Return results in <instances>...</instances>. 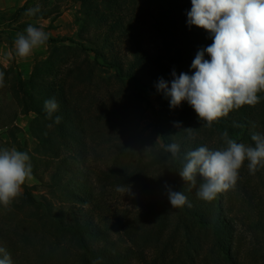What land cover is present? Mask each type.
I'll list each match as a JSON object with an SVG mask.
<instances>
[{
  "label": "trees",
  "instance_id": "16d2710c",
  "mask_svg": "<svg viewBox=\"0 0 264 264\" xmlns=\"http://www.w3.org/2000/svg\"><path fill=\"white\" fill-rule=\"evenodd\" d=\"M69 1L80 4L82 42L78 45L87 55L92 53L93 60L84 57L78 63L73 62L61 78L53 80L57 78L54 76L59 64L66 61L64 46L58 45L77 42L68 37L49 38L46 45L51 46L50 54L45 60L35 63L28 80H22L18 74L8 80V90L19 111L23 115L32 113L34 122L44 123L36 126L35 135L38 140L35 151L41 152L45 157L42 160L43 170H39L36 162L41 159L35 158L11 134L13 145L18 147V151L29 155L32 176L44 183L55 199H60L58 198L57 204L46 196L37 200L25 189L18 202L13 203L14 207L25 212L26 220H30V224L42 236L53 238L56 244L59 240L70 244L77 264H132L135 260L144 264H157L156 261L160 260L162 264H192L195 255L204 248H208L209 254L222 264H239L235 217H238L240 225H244L247 230H254L258 239L264 236V209H260L255 215H252L249 208L245 210L243 207L247 203L242 198L246 193L233 210L228 208L231 204L227 205L226 192L218 194L210 202L201 199L197 195V188L202 178L197 175L196 188L184 182L177 172L181 167L180 163L174 161L161 145L156 144L152 148L149 159L139 157L132 160L125 156L124 160L121 158L120 166L112 164L109 167L102 181H107L113 187L141 181L147 185L149 201L140 215V222L148 227L140 233L128 232L126 240L130 245L122 246L114 238L117 229L107 217L106 203L102 200L101 193L96 192L92 182L79 168L87 162L88 154L83 142L81 111L69 96L70 90L73 86H89L98 68L112 71L121 83L141 87L147 85L146 80L155 83L159 78L169 82L170 87L173 70L177 76L181 72L191 75L195 71L191 68V63L196 52L212 43L208 31L187 23L191 0ZM28 3V0L25 1L14 11L13 16L24 15L28 11ZM152 4L157 9L155 20L162 38L157 54L145 46L126 15L130 6L135 12V9L142 11ZM59 14V7L54 5L30 17L36 21H54ZM123 46L128 49L127 55L120 50ZM205 58H209L207 53ZM0 71L5 73V79L11 74L10 70L1 66ZM69 80L73 84H68ZM259 95L261 100L255 107L245 105L234 109L209 128L205 126V121L197 118L186 101L176 108L178 115L173 118L175 108L169 107L170 98L161 91L160 97L167 110L154 112L155 130L160 136L161 144L177 143L182 154L199 146H207L210 138L215 139L223 149L226 144L221 134L225 130L230 139L254 147L252 134H264V92ZM50 98H55L59 104V110L53 113L52 119L44 109V101ZM57 115L61 117L59 123L54 120ZM12 121L0 111V129L8 127ZM174 122H180L181 127H175ZM45 125L51 130L44 128ZM33 131L35 133L34 128ZM248 164L245 160L239 176L246 172L250 179L256 180V186L264 191V166H259L255 174H251ZM45 175L47 180H44ZM146 176H150L149 180L145 179ZM239 181L238 179V186L246 187ZM165 184L182 192L191 207H172ZM24 222L25 220L21 225ZM17 231L18 239L15 240L12 235L14 232L5 228L0 220V247L7 250L12 264H51L52 255L34 254L28 248L26 236ZM146 249L152 250L156 256L147 260L144 256ZM251 256L253 259L254 255ZM0 258H3V254H0Z\"/></svg>",
  "mask_w": 264,
  "mask_h": 264
},
{
  "label": "rangeland",
  "instance_id": "374dc122",
  "mask_svg": "<svg viewBox=\"0 0 264 264\" xmlns=\"http://www.w3.org/2000/svg\"><path fill=\"white\" fill-rule=\"evenodd\" d=\"M28 2V9L39 6L40 10H43L57 5L60 14L54 21L50 19L36 21L32 20L27 12L22 16H13L16 8L0 16V23H2L0 28V56L8 60L9 64L5 69L11 72L9 76H6L5 86L0 87V111L3 116L13 120L8 127L0 129V148L15 147L18 150V147L14 146L12 142L11 134H13L21 146H25L35 158L41 159V161L36 162L39 170L42 171L44 167L42 160L45 157L41 152L35 151L38 146L35 135L37 134L36 126L38 124L44 125V123L41 121L34 122V114L32 113L23 115L19 111L8 90V80L11 76L18 74L22 80L27 81L35 63L45 60L50 54L51 46L46 45L35 50L33 55L27 59L28 62H19L15 58L14 46L9 42L8 29H15L22 33L31 24L43 28L49 38L68 37L77 42L76 44L65 42L58 45L64 46L66 61L59 64L57 74L54 76L57 78H53V80L61 78L66 68L73 62L78 63L84 57L92 61L93 54L88 53L87 55V52L83 51L78 45L82 42L80 39L79 20L81 12L79 3L69 0H28ZM148 7H145L142 11L135 9L134 12L133 7L130 6L126 15L127 19L131 20L133 29L143 39L145 46L152 53L157 54V47L161 45L162 41L155 20L157 9L154 4ZM85 46L88 45L85 44ZM120 50L125 55L128 54V49L125 46ZM146 82L145 87L131 83H121L114 77L112 71L98 68L95 70L93 81L89 86H73L69 93L77 109L81 111V125L84 130L83 142L88 154L87 162L84 166L80 165L79 168L86 175V178L92 182L96 192L101 193L100 196L106 203L107 217L117 229L114 238L119 240L122 246L130 245L126 240L129 235L128 232L136 231L140 233L148 227L140 222V215L144 212L145 204L149 201L147 185H144L141 181L131 182L121 186L125 189L129 187L130 193L122 194L117 191L120 186L113 187L107 181L102 180L112 164L120 166L121 158L124 160L125 156H128L132 160L139 157L149 159L152 148H155L156 144L161 145L160 136L155 130L154 112H166L167 107L160 97L161 91L157 90L158 81L152 83L151 80H146ZM69 83L73 84L71 80L68 81ZM177 115L178 111L175 108L173 118ZM45 127L51 130L49 126L45 125ZM206 145L209 149H222V146L212 138L207 140ZM44 174H47V172ZM150 176H146L145 179L149 180ZM44 180H47L46 175ZM239 180L240 184L246 187L238 186L236 183L233 189L226 191L227 205L231 204L228 208L233 210L241 203L242 199H245L244 201L248 206L244 205L243 208L245 210L249 208L252 215H255L257 211L264 209V191L256 186V180L250 179L246 172L239 176ZM241 188L245 189L242 190ZM25 189H28L37 200L42 196H46L48 200L57 204L58 198L60 199V197L55 199L49 193L46 185L34 176L31 181L23 186V191ZM243 195L244 197L241 199ZM18 200L19 198L13 203L18 202ZM13 203L10 209L0 206V220L5 228L10 229L12 233L14 232L12 235L15 240L18 239L15 232L18 230L17 232L26 236L28 248L34 254L53 256L51 264H77L73 247L70 244L66 243L65 240H59L56 244L53 238L42 236L40 231L34 229L30 224V220H26L25 212L14 207ZM63 203L67 204L64 201ZM24 220L25 222L21 225ZM234 224L236 227L235 241L239 252V264H264V236L258 239L254 230H247L244 225H240L238 217H235ZM251 255H254L255 259H251ZM144 256L147 260H151L156 254L152 250L146 249ZM194 258L192 264H222L219 259L209 254L208 248H204ZM156 263L162 264L161 260L156 261ZM132 264L144 263L135 260L132 261Z\"/></svg>",
  "mask_w": 264,
  "mask_h": 264
},
{
  "label": "clouds",
  "instance_id": "9594fccd",
  "mask_svg": "<svg viewBox=\"0 0 264 264\" xmlns=\"http://www.w3.org/2000/svg\"><path fill=\"white\" fill-rule=\"evenodd\" d=\"M39 11L37 6L28 9L27 14ZM187 23L208 31L212 43L196 52L191 63L195 71L191 75L181 72L177 76L173 70L170 87L169 82L159 78L157 90L170 98L169 107L177 108L186 101L209 128L234 109L255 107L261 100L259 93L264 92V0H191ZM48 39L43 28L29 24L14 40L15 54L27 60L35 50L46 46ZM4 86L5 73L0 71V87ZM44 109L52 119L59 104L50 98L44 101ZM54 120L59 123L61 117L57 115ZM174 126L181 127V123L174 122ZM221 138L226 144L223 149L199 146L183 154L177 143L161 144L180 163L177 172L184 182L196 188L197 175L202 178L197 195L209 202L235 187L245 160L251 174L264 166V134H252L254 147L230 139L227 130ZM32 179L26 152L15 147L0 148V206L10 209L23 194V186ZM165 189L172 207H191L182 192L167 184ZM117 191L130 193V188L118 187ZM0 254V264H12L5 248L0 247Z\"/></svg>",
  "mask_w": 264,
  "mask_h": 264
},
{
  "label": "crops",
  "instance_id": "0c3cea01",
  "mask_svg": "<svg viewBox=\"0 0 264 264\" xmlns=\"http://www.w3.org/2000/svg\"><path fill=\"white\" fill-rule=\"evenodd\" d=\"M25 1L26 0H0V16H1V14H5L7 12L9 13L16 8L21 7L25 3ZM8 32L9 33H7V34L9 35V42H11L14 46V40H15L17 34L21 33V32L15 30V29H13V30L8 29ZM13 50H14V54H15V48ZM15 58L19 62H23V61L28 62V60L20 59L18 56H16V54H15ZM8 64H9L8 60L4 59L3 56H0V66L5 69L8 67Z\"/></svg>",
  "mask_w": 264,
  "mask_h": 264
},
{
  "label": "built area",
  "instance_id": "2783aa9c",
  "mask_svg": "<svg viewBox=\"0 0 264 264\" xmlns=\"http://www.w3.org/2000/svg\"><path fill=\"white\" fill-rule=\"evenodd\" d=\"M2 27V23H0V28Z\"/></svg>",
  "mask_w": 264,
  "mask_h": 264
}]
</instances>
